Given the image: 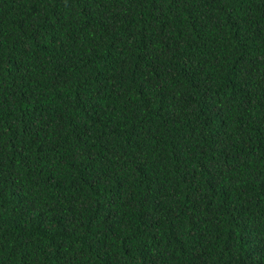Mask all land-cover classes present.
Listing matches in <instances>:
<instances>
[{"label": "trees", "instance_id": "16d2710c", "mask_svg": "<svg viewBox=\"0 0 264 264\" xmlns=\"http://www.w3.org/2000/svg\"><path fill=\"white\" fill-rule=\"evenodd\" d=\"M0 264H264V0H0Z\"/></svg>", "mask_w": 264, "mask_h": 264}]
</instances>
